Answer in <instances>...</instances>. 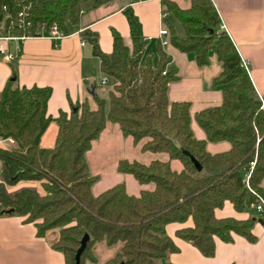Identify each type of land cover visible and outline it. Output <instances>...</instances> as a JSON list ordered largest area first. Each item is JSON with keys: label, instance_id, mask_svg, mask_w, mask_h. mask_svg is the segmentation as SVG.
Returning <instances> with one entry per match:
<instances>
[{"label": "trees", "instance_id": "16d2710c", "mask_svg": "<svg viewBox=\"0 0 264 264\" xmlns=\"http://www.w3.org/2000/svg\"><path fill=\"white\" fill-rule=\"evenodd\" d=\"M109 1L1 0V7L7 6L6 11L2 7V30L7 35H40L56 23L69 33L70 24L80 21L82 10ZM162 3L185 30L181 36L168 23L169 43L193 52L200 65L209 62L211 51L222 63L214 78V84L222 86V102L196 112L207 138L195 134L192 101L169 96L170 83L180 75L167 69L171 55L162 43L156 64L151 59L142 62L143 26L131 5L124 9L131 42L114 31L113 50L105 52L96 31H82L93 43L102 71L115 79L108 97L94 95L96 107L82 100L70 111L53 116L47 107L52 87L14 85L16 69L0 92V136L15 139L9 147L0 146V214L24 215L25 220L35 222L42 236L56 231L51 244L64 252L66 264L95 261L94 246L99 242L114 248L106 264H161L159 259L178 248L173 237L164 233L170 222L182 223L176 235L209 256L215 252L216 237L232 241L235 234H241L257 240L255 216H218L216 209L230 201L242 211L264 195L263 100L235 43L220 28L221 17L212 0H190L188 7H180L176 0ZM20 11L26 14L19 25ZM53 120L59 125L56 142L46 147L41 138ZM108 121L118 123L123 134L137 142L146 138L144 150L169 154V159L149 163L128 158L118 163L120 171L133 174L140 183L153 182V188L134 194L122 181L99 194L93 192L99 176L90 171L86 153ZM222 140L230 142L229 149L208 150V141ZM172 159L180 160L183 168H173ZM252 160L256 162L247 178ZM22 181H38L40 187L9 190ZM85 234L89 239L78 260ZM163 264L176 263L167 260Z\"/></svg>", "mask_w": 264, "mask_h": 264}, {"label": "crops", "instance_id": "0c3cea01", "mask_svg": "<svg viewBox=\"0 0 264 264\" xmlns=\"http://www.w3.org/2000/svg\"><path fill=\"white\" fill-rule=\"evenodd\" d=\"M212 1L221 17V23L225 25L223 30L235 43L242 59L247 61V70L258 95L263 99L264 107V0ZM129 5L139 16L143 26L146 47L142 62L151 59L156 64L159 60L160 42L162 38L170 36V32L161 34V29L166 27L170 30L168 23L174 25L176 29V24L172 20V17L176 16L165 10L162 0H111L95 8H86L82 11L80 21L70 24L69 33L59 39L47 35V32L6 38L7 34L2 30L0 0V46L4 45L9 52L16 55L15 61H9L0 51V92L11 80L16 69L14 85L52 87L47 107L48 113L53 116H57L61 110L70 111L76 102L82 100H88L91 107H96L94 95L98 93L108 97L109 93L104 91L103 86L109 81L103 83L105 73L101 68V59L94 54L93 43L83 36L82 31L86 28L96 31L99 44L105 52L113 50L114 31H118L131 42L130 25L124 12ZM189 5L190 0L182 6ZM164 11L167 12L165 16ZM163 48L171 55L167 69H175L180 75L178 80L172 81L169 85V96L172 100H191V107H194L195 100L199 98L201 104L195 107L196 112L222 102V86L214 84L215 76L222 70V63L209 74V82L205 84L200 71L204 69L201 66L210 64V55L209 62L200 65L193 52L182 51L171 43L163 45ZM108 77L111 79V76ZM115 123L108 121L99 137L109 127H117L123 134L119 124ZM58 129V123L55 120L51 121L42 135L41 145L54 146ZM13 144L15 143L9 137L0 136V146L9 147ZM230 146L227 140L211 141V152L224 151ZM124 182L130 193L138 194L145 188L142 186L143 183L138 181L137 191H130L127 181ZM31 186H37V183ZM216 214L233 215L238 218L255 216L257 221L253 232L257 240L251 241L241 234H235L232 241L216 237L215 252L209 256L192 242L176 235V230L183 225L182 223L170 222L166 224L164 233L173 237L178 248L168 254V260L176 264H264V220L259 212L252 205L239 211L227 201L223 207L216 209ZM53 233L56 235L54 230L46 236L39 235L35 222L25 220L24 215L0 214V264H66L64 252L51 244L55 237Z\"/></svg>", "mask_w": 264, "mask_h": 264}, {"label": "rangeland", "instance_id": "374dc122", "mask_svg": "<svg viewBox=\"0 0 264 264\" xmlns=\"http://www.w3.org/2000/svg\"><path fill=\"white\" fill-rule=\"evenodd\" d=\"M188 1L189 0H176L180 7H183L182 5H185V2ZM172 20L176 24L178 34L184 36L185 30L180 20H178L174 16L172 17ZM219 64L221 65V61L218 59L216 53L214 51H211L210 64L208 66H201V68L204 69H201L200 71L201 77L205 79V84L209 82V74L213 70H216ZM108 81L109 82H107V84L103 86V89L107 94L109 93V90L113 88L115 79L112 77L110 79V77H108ZM195 101L196 102L194 103V107H191V123L197 137L207 138L205 129L200 125L196 117L195 107L201 104V102H199L201 100L198 98ZM94 102L96 101L94 100ZM145 139L146 138H143L137 142L133 140L132 136L123 135L120 131H118L117 127H109V129L103 135H101V137L95 139L92 142V146L87 151L86 155L90 171L93 174H97L99 176L92 186V190L95 194L121 181H127L130 191H137L139 183L136 177H134V175L131 173L123 172L118 169V162L122 158L136 159L144 163H149L153 159L165 160L170 158L169 154L165 151L144 150L142 148V144ZM208 143V149L211 151V141H208ZM172 166L177 170L183 168L182 162L178 159H172ZM33 183H37V186L40 187L38 181H23L18 187L13 188L17 185L10 186L9 190L14 191L24 185H34ZM142 186L145 188H153L154 183L150 182L143 184ZM52 235L56 237L54 233ZM97 244H95L94 246V253L97 259L94 262L88 259L87 264H106V259L114 253V248L112 246L100 242ZM167 260L168 257L159 259L161 264H163Z\"/></svg>", "mask_w": 264, "mask_h": 264}, {"label": "built area", "instance_id": "2783aa9c", "mask_svg": "<svg viewBox=\"0 0 264 264\" xmlns=\"http://www.w3.org/2000/svg\"><path fill=\"white\" fill-rule=\"evenodd\" d=\"M3 10H7V6H6V4H4L3 6ZM82 11H84V10H82ZM164 14V16L167 14V12L166 11H164L163 12ZM25 12H23V11H20L19 13H18V17H17V23L20 25L22 22H23V20H24V16H25ZM27 23L29 24L30 23V21H27ZM220 28L221 29H224L225 28V25L223 24V23H220ZM169 32V30H168V28H166V27H163L162 29H161V34H167ZM67 33H65V32H63L59 27H58V25L55 23L51 28H50V30L47 32V35H49V36H51V37H53L54 39H59V38H61L62 36H64V35H66ZM12 36H14V35H6L5 37L6 38H10V37H12ZM21 36H25V35H21ZM161 42H162V44L163 45H166V44H168L169 43V38H167V37H165V38H162V40H161ZM85 43V41H83V44ZM0 51H1V53L3 54V56L7 59V60H9V61H15L16 60V55L15 54H13V53H11V52H9L7 49H6V47L4 46V45H1L0 46ZM243 63H244V65H245V67L247 68V61L245 60V59H243ZM164 72H166V71H164ZM108 81V77H107V75H105V77L103 78V83H106ZM263 100V99H262ZM9 139L13 142V143H15V139L13 138V137H9ZM255 160H252L251 161V163H250V169H249V171L246 173V177L247 178H249V176H250V174H251V171H252V168L254 167V165H255ZM247 184H248V186H250L249 185V182H248V179H247ZM252 206H254L255 208H256V210L260 213V216H261V218H262V220H264V195H259L258 196V200L255 202V203H253L252 204Z\"/></svg>", "mask_w": 264, "mask_h": 264}, {"label": "water", "instance_id": "95a60500", "mask_svg": "<svg viewBox=\"0 0 264 264\" xmlns=\"http://www.w3.org/2000/svg\"><path fill=\"white\" fill-rule=\"evenodd\" d=\"M190 157L194 160L195 165L199 169H202V165L200 164V162L198 161V159L194 155H192V154H190ZM88 239H89V234H85L84 237L82 238L81 246H80V248L78 249V252H77V258H78V260L80 258L81 252L86 247V244H87Z\"/></svg>", "mask_w": 264, "mask_h": 264}]
</instances>
